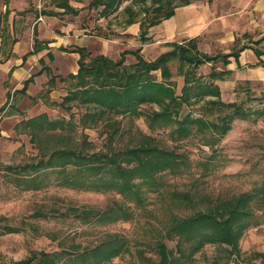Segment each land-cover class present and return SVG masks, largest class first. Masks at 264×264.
<instances>
[{"label": "trees", "instance_id": "1", "mask_svg": "<svg viewBox=\"0 0 264 264\" xmlns=\"http://www.w3.org/2000/svg\"><path fill=\"white\" fill-rule=\"evenodd\" d=\"M3 1L7 8L3 15L4 23L7 22L10 0ZM127 1L146 5L149 0H93L90 8H103L100 16L110 17ZM151 1L153 16L140 22L143 43L148 41L152 27L173 17L176 9L192 3V0H183L181 5L174 6L171 1ZM132 9L127 8L132 16L126 22L128 26L138 23L139 14L131 12ZM144 13L149 15L150 9L146 8ZM165 46L171 50L154 61H147L141 54V49L123 52L119 61H112L105 56L90 58L85 50L78 49L81 55L78 74L60 80L62 83H69L68 95L60 104L50 101L49 90L42 92L38 98L43 99L49 108L58 106L68 114L75 107L70 104L75 103L77 107L85 108L79 125L83 129H93L100 125L105 127L109 140L108 149L89 153L68 146L53 151L48 160H40L24 169L51 171L56 174L58 185L63 188L115 193L127 204L132 203L134 208L141 211L145 209L147 194L161 197L165 202L168 223L164 229L153 232L155 240L151 250L158 256V262L146 258V252L141 251L139 254L142 262L139 264H192L196 255L208 245L231 248L230 255L239 258L240 241L252 227L255 206L264 205V186L252 192L216 200L209 207L202 208L201 200L192 192L165 190L163 175L179 176L188 167L187 158L179 154L176 148H165L152 135L146 134L129 139L121 148L114 145L125 134L122 121H118V118H144L151 134L157 131L168 132L170 139L176 143L201 136L204 145L216 152L214 148L232 130L236 120L251 121L254 117H264V108L249 111L244 108V102L225 103L221 89L216 85L231 76V71L227 68L231 58L238 61L240 52L206 55L199 51L196 41L186 44L169 43ZM37 52L33 51L32 54ZM256 53L259 57L264 55V51ZM128 55L136 58L135 64H125ZM219 62L223 64L222 71L216 67ZM208 64H212L208 77H198L200 67ZM172 67H176V75L184 80L180 94L172 80ZM157 73L160 74V81ZM48 86L49 89L56 86L55 77L51 78ZM20 101V97L14 100L13 107L11 105V110L7 113L8 117L17 115L16 107ZM201 103V113L199 117H195L194 111L189 109ZM70 115L69 121H51L47 114H42L25 121L23 126L34 138L44 130L74 131L78 126L74 124L73 114ZM40 182V177L23 180L32 190H38ZM72 212L77 220L84 223L93 220L129 222L135 217L134 209L118 203L104 211L73 209ZM5 229L8 234L19 232L11 227ZM169 242H177L175 250L169 249ZM127 250L126 241L118 235L108 234L93 248L74 244L69 252H34L29 258L12 264H116L114 259ZM257 257L264 259V254H257Z\"/></svg>", "mask_w": 264, "mask_h": 264}, {"label": "rangeland", "instance_id": "2", "mask_svg": "<svg viewBox=\"0 0 264 264\" xmlns=\"http://www.w3.org/2000/svg\"><path fill=\"white\" fill-rule=\"evenodd\" d=\"M91 1L81 0V3L86 5ZM163 1H171L174 6L183 3V0ZM201 1H209L212 5L215 1L217 3L221 0H192V4ZM36 2L39 4L40 0ZM253 2L255 0H251L245 9L236 13V16L239 13H242V17L251 14L260 15L264 22V3L259 9ZM130 7L133 8L131 12L139 14L138 23L149 20L154 14L151 0L146 5L127 1L109 18L102 19L100 16L102 8H99L84 12L79 22L90 29L89 35L101 37L109 42H107L108 56L111 59L118 61L123 51L141 49L147 61H154L162 52L163 46L157 44L153 37L144 44L141 41L140 30L136 31L135 35L127 33L129 26L126 22L132 17L127 11ZM146 8L150 9L149 15L144 13ZM4 10V1L0 0V25ZM233 10L235 8L231 7L230 16H235ZM123 32L126 34L122 35ZM254 45L264 51V37ZM238 46L241 47V44ZM96 51L97 48L92 53L94 57L98 55ZM219 52L222 51H217L215 54ZM135 63L136 58L128 55L125 64L129 66ZM218 67L222 68V65L219 64ZM211 70L212 65L202 66L197 75L207 78ZM172 72L174 74L172 80L176 83L177 92L180 94L184 80L176 75V67H172ZM238 75L242 77L245 73L239 72ZM157 76L160 81V74L157 73ZM68 86L69 83H66L60 88L68 90ZM233 89L234 86L230 88L229 83L223 85L222 100L225 103L244 102V108L249 111L264 108V86L258 84L251 86L249 92L239 90L237 87L235 91ZM248 99L252 101L249 102ZM4 101V98L0 99V106ZM26 105L27 101H24L20 109L24 110ZM70 105L75 106L70 114H73L74 124L78 126L76 130H44L36 138L32 137L23 126L24 120H27V113L20 118H7L4 113L0 114V219H2L0 264L25 260L34 252H69L74 244L93 248L108 234L118 235L127 242L128 250L115 258L114 263L139 264L142 262L139 254L141 251L146 252V258L158 262V256L151 250L155 240L153 232L164 229L168 222H166L165 202L157 194H147L145 209L141 211L134 208V204H127L115 193L83 192L63 188L58 185L57 176L51 171L24 169L28 165L39 163L40 160H48L53 151L68 146L89 153L108 149L109 140L105 127L100 125L93 129H83L79 124L85 108L77 107L75 103ZM200 106L202 103L189 109L194 111L195 117H199L201 113ZM43 111H46L51 121H69L71 118L70 114L58 106L41 108L37 113ZM117 120L122 121V130L125 134L114 142L116 147L121 148L129 139L140 138L141 134H146L152 135L165 148L170 150L176 148L179 154L187 158L188 167L181 175H163L166 192H192L196 194L198 200H201L202 208H206L216 200L252 192L264 186V117H254L251 121L236 120L232 130L214 148L216 152L204 145L201 136L176 143L170 139L168 132L157 131L151 134L144 118ZM38 177L41 178L38 190L29 189L23 183V180ZM115 203L134 209V219L129 222L93 220L84 223L77 220L72 212L73 209L104 211ZM255 207L252 227L246 231L240 241L239 258L230 255L231 248L208 245L196 255L192 264H264V259L257 257V254H264V205ZM6 227L18 229L19 232L8 234ZM176 244L177 242H169V249L175 250Z\"/></svg>", "mask_w": 264, "mask_h": 264}, {"label": "crops", "instance_id": "3", "mask_svg": "<svg viewBox=\"0 0 264 264\" xmlns=\"http://www.w3.org/2000/svg\"><path fill=\"white\" fill-rule=\"evenodd\" d=\"M91 2L84 5L81 0H40L39 4L36 0L9 1L7 22L1 21L0 25V99L5 100L0 106V114L4 113L7 118H20L27 113V120L46 114V111L37 113L41 108H49L38 97L48 90L50 101L60 104L68 95V90L60 88L65 84L60 80L76 76L80 69L81 55L78 49L85 50L90 58H94L92 53L97 48L96 56L116 61L108 56V41L89 35L90 29L79 22L84 12L94 9L90 8ZM219 2L211 5L209 1H201L176 9L173 17L149 30L147 42L153 37L157 44L163 46L159 56L171 50L166 44H186L190 41H196L199 51L206 55L240 52L238 61L235 58L230 60L227 69L231 71V76L216 83L222 97L224 84L229 83L230 88L233 85L234 91L236 87L249 91L251 86H264V55L259 57L256 53L263 50L254 45L264 37V22L260 15L242 17V13H239L236 16L251 0ZM253 3L261 9L264 0ZM231 7L235 8V16H230ZM6 10L5 6L3 15ZM40 17L42 21H39ZM139 30L141 26L137 23L129 26L127 33L135 35ZM33 51L38 52L32 54ZM217 51L222 52L215 54ZM219 64L222 68L218 67ZM216 67L220 71L224 68L220 62ZM239 72L245 75L241 77ZM52 77L56 78V86L49 89ZM19 97L21 101L16 107L17 115L8 117L7 113L15 103L12 102ZM24 101H27V105L21 110Z\"/></svg>", "mask_w": 264, "mask_h": 264}, {"label": "built area", "instance_id": "4", "mask_svg": "<svg viewBox=\"0 0 264 264\" xmlns=\"http://www.w3.org/2000/svg\"><path fill=\"white\" fill-rule=\"evenodd\" d=\"M42 20H43L42 17H40V18H39V21H42Z\"/></svg>", "mask_w": 264, "mask_h": 264}]
</instances>
